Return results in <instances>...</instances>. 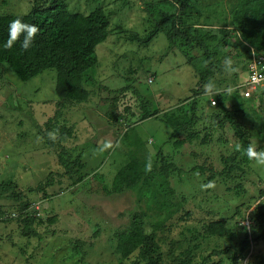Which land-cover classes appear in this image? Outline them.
Returning <instances> with one entry per match:
<instances>
[{"label":"trees","instance_id":"trees-1","mask_svg":"<svg viewBox=\"0 0 264 264\" xmlns=\"http://www.w3.org/2000/svg\"><path fill=\"white\" fill-rule=\"evenodd\" d=\"M8 1L0 0L1 8L3 5L8 8ZM26 1L29 8L25 14H7L6 10L0 13V78L9 71L18 80L26 82L47 70L54 71L57 99L54 113L43 122L37 134L63 167L71 181L69 187L84 182L81 173L84 164L80 162V155L71 159L72 154L64 147L74 137L77 138L78 132L77 123L69 121L67 111L89 105L107 108L104 113L107 128L102 141L112 144L109 159L120 165L112 179L110 192H135L139 204L138 211L131 214L128 223L117 228L113 234L116 264H224L226 261L236 264L246 257L251 248L264 245V188L259 189V195L257 193L251 203L242 206L236 202L229 219L219 216L213 220L209 211H205L207 214L203 218L197 217L200 218L198 222L191 224L189 220L195 217V211L186 210L188 199L176 198L172 188V184L180 181L185 173L174 162L166 160L170 155H164L162 147L152 155L135 126L137 122L150 118L158 119L170 129L164 144H171L176 150L194 142L209 144L210 135L201 136L198 127L203 118L198 114L201 107H198L197 98L206 95L204 85L212 82L223 85L222 91L208 95L216 101L215 107L218 109L213 118L217 126L225 128L228 125L233 132V141L242 149L252 145L251 129L242 120L239 121L248 112L247 102L236 85L240 72H246L250 63V49L264 56V0H228L226 12L224 10L225 13L219 17L216 12L219 0H159L144 3L143 11L147 16L156 13L157 20L156 28L142 37L136 32L123 30L119 23L112 24L117 10L124 7L128 0H87V4L94 3L87 14L79 11L77 6L70 8L67 0ZM165 3L173 7L171 12ZM164 5L167 11L163 9ZM17 18L39 29L33 46L26 51L20 49L19 41L11 49L3 47L8 24ZM158 32L163 33L177 49L181 47L182 55L197 76L196 86L191 90L187 103L163 113L156 107L152 109V104L141 99V95L133 89L134 78L130 77L139 74L132 69V65L127 70L117 66L114 69L118 72H110V79L107 80L119 83L117 86L106 83L107 80L98 82L95 73L99 66L96 46L105 42L110 35L122 34L132 43L146 45ZM193 46L201 51L200 56H190L188 49ZM225 57L233 60L234 70L231 72L223 68L222 60ZM233 80L237 81L234 86ZM130 90L135 92L137 102L126 99V93ZM262 95L264 92L257 99H262ZM185 101L181 100L178 104ZM256 103L260 106L261 102ZM80 115V120L88 122L87 116ZM89 125L90 129H96L95 125ZM50 134H54V138ZM236 160L235 154L221 156L223 167L220 171L193 166L190 171L196 175L190 177L203 180L206 184L216 182L217 178L233 182L245 175L239 167L242 163ZM149 162L151 169L146 170ZM207 171L210 172L208 176L205 175ZM237 171L241 173L238 177L235 175ZM56 181L50 173L34 189L25 192L11 179L0 180V224L16 222L24 236L40 238L35 227L44 223L53 224L56 217L43 220L42 216H38V212L31 208L27 193L37 192L46 196L47 188ZM197 181L194 183L197 184ZM191 183L193 181L190 180L192 187L198 185ZM102 186L107 190L104 184ZM228 190L233 192V200L245 194L239 183ZM29 208L31 211H28ZM235 218L247 224L239 223ZM233 219L235 222L229 229L228 223ZM164 232L176 235L169 239L167 253L161 251L160 239L156 238L157 235L165 236ZM212 239H224L228 245L209 248L213 244Z\"/></svg>","mask_w":264,"mask_h":264},{"label":"rangeland","instance_id":"rangeland-1","mask_svg":"<svg viewBox=\"0 0 264 264\" xmlns=\"http://www.w3.org/2000/svg\"><path fill=\"white\" fill-rule=\"evenodd\" d=\"M151 1L159 0H128L124 7L117 10L112 24L119 23L123 30L136 32L141 37L148 31L152 32L156 28L157 14L149 13L147 16L143 11V4ZM219 1L216 11L218 17L226 12L228 6V0ZM87 3V0H67L70 8L77 6L85 14L94 7V3ZM8 4V8L7 5H3V8L0 6V13L7 11V14L22 15L29 8L26 0H10ZM165 5L170 12L173 10L170 4ZM165 5L163 9L167 11ZM154 35L146 45L132 43L124 39L122 34L110 35L105 42L96 46L99 66L95 73L97 81L102 83L110 79L112 70L118 72L115 67L127 70L132 65V69H136L139 74L130 77L134 78L133 89L141 95V99L152 104V109L156 107L163 113L187 103L191 90L196 86L197 76L194 68L182 55L181 47L177 49L174 44H170L161 32ZM193 48L188 49L190 56H200L201 51L194 46ZM54 75L53 70H47L22 82L7 71V75L0 78V180L11 179L25 192L34 189L50 173L57 180L52 187L47 188L46 196L37 192L27 193L32 203L31 208L38 211L43 220L55 216L56 222L36 226L35 230L40 238L24 236L16 222L0 224V264H116L113 234L117 228L128 223L133 212L138 211L137 196L129 190L121 193L110 192L112 179L120 165L119 162L114 164L109 159L112 154L109 148L101 151L107 128V117L104 115L107 108L104 106L93 108L89 105L67 111L69 121L77 123L78 132L77 138L74 137L64 147L72 154L71 159L80 155V162L84 164L81 171L84 182L69 187L71 181L63 167L37 134L43 122L54 113L57 100L54 93ZM246 76L247 73L241 71L238 82L245 80ZM151 77L153 82L149 84ZM108 82L109 80L106 81ZM109 84L117 86L119 83L110 81ZM235 84L237 81L233 80L232 86ZM215 86L219 91L223 90V85L215 83ZM263 92L264 89H260L255 93L253 105H247V115L239 118V121L242 120L251 129L249 134L252 145H256L257 150L264 149V95L261 96L262 99H257ZM135 96L133 90L126 93L129 101L137 102ZM209 98L208 95L197 98L198 107H201L198 114L203 118L198 127L201 136L210 135L209 144L194 142L176 150L171 144H164L168 140L170 129L158 119L150 118L135 124L138 135L146 141L152 155L156 154V149L162 147V153L170 155L166 160L174 162L185 173L180 181L172 184V188L176 198L188 199L186 210H192L193 213L195 211V217L189 220L191 224L198 222L197 219L200 218L197 217L203 218L207 214L205 211H209L212 216L210 219L220 218L219 216L229 219L236 202L245 206L253 201L259 189L264 188V184H261L264 183V167L256 166L244 155L242 148H236L238 143L233 141V132L228 125L225 128L217 126L213 115L218 108L216 105L215 108L208 106ZM181 100L186 101L178 104ZM258 101L261 102L260 106L256 103ZM80 114L87 116L88 122L80 120ZM89 124L95 125L96 129H90ZM233 154L236 155L235 162L242 163L239 167L245 174L243 177L236 178L233 182L217 178L216 182L207 184L203 180L191 179V175H196L190 171L191 167L205 166L220 171L223 167L220 157ZM209 173L207 171L205 175L208 176ZM238 174L241 173L237 171L236 177ZM190 180L193 181L191 185L196 184L194 181L198 185L190 186ZM236 183L240 184L245 194L233 200V192L228 189ZM103 184L107 190L103 188ZM209 184L212 187H204ZM235 220L243 223L238 218ZM235 220L228 223L229 229ZM172 234L164 232L165 236H156L157 240L160 239L161 251L164 253L170 247L169 239L176 237ZM212 243L209 248L213 245H228L224 239H212ZM236 264H264V245L251 248L246 257L239 259Z\"/></svg>","mask_w":264,"mask_h":264},{"label":"clouds","instance_id":"clouds-1","mask_svg":"<svg viewBox=\"0 0 264 264\" xmlns=\"http://www.w3.org/2000/svg\"><path fill=\"white\" fill-rule=\"evenodd\" d=\"M38 31H39V29H38V27L36 25L24 23L22 21V19H20V18L14 19L8 24V27H7V39L4 41L3 47L5 49H11L13 47V45L16 44L19 41L20 49L26 51L30 47L33 46L34 39H35ZM250 50H253V49H250ZM232 65H233V60L230 57H225L224 60H223V68H224V70L226 72L233 71L234 69H233ZM246 73H247V70H246ZM152 82H153V77H151L148 80L149 84L152 83ZM242 82H238L236 87L238 88V86ZM204 90H205V94L206 95H214V94H216L219 91L218 89L215 88V85L212 82H208L207 84H205L204 85ZM227 91L230 92L231 89H228ZM240 92H241V90H240ZM254 95H255V93H254ZM254 95L252 97V102L251 103H248L243 98L247 102V105L248 104L253 105L254 100H255ZM212 99L215 100L212 96H210V98L208 99L209 100L208 106H210V107H214L216 105V101H215V105H213V106L210 105V101ZM139 123H141V122H139ZM50 136H53V138H54V134H50ZM150 142H152V141L150 140ZM111 147H112V144L110 142L104 143L103 147L101 148V151H103L105 149H108V148H111ZM236 148L240 149L241 146L239 144H237ZM243 153L248 158V160L253 162L256 166L264 167V149L257 150L256 145H251L250 144L247 148L243 149ZM150 169H151V162H149L146 165V170H150ZM204 187H212V185L209 184V185H205ZM37 215L39 216L40 213L38 212ZM243 224L246 225L247 223L244 221Z\"/></svg>","mask_w":264,"mask_h":264},{"label":"built area","instance_id":"built-area-1","mask_svg":"<svg viewBox=\"0 0 264 264\" xmlns=\"http://www.w3.org/2000/svg\"><path fill=\"white\" fill-rule=\"evenodd\" d=\"M242 97L248 102H252V97L260 89H264V56L251 50V60L247 68L245 80L238 86ZM210 105H215V100L210 101Z\"/></svg>","mask_w":264,"mask_h":264}]
</instances>
